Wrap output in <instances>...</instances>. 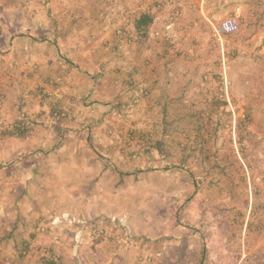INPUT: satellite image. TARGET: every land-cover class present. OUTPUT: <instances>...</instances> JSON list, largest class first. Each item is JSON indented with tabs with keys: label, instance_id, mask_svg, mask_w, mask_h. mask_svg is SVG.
Here are the masks:
<instances>
[{
	"label": "rangeland",
	"instance_id": "1",
	"mask_svg": "<svg viewBox=\"0 0 264 264\" xmlns=\"http://www.w3.org/2000/svg\"><path fill=\"white\" fill-rule=\"evenodd\" d=\"M0 264H264V0H0Z\"/></svg>",
	"mask_w": 264,
	"mask_h": 264
},
{
	"label": "crops",
	"instance_id": "2",
	"mask_svg": "<svg viewBox=\"0 0 264 264\" xmlns=\"http://www.w3.org/2000/svg\"><path fill=\"white\" fill-rule=\"evenodd\" d=\"M88 163H87V165L85 166V169H86V172H88L87 174H88V176H89V182H88V184H87V186L85 187V189H84V191L82 192V194H83V196H86L87 194H89L90 195V193L92 192V191H94L96 188H97V185H98V182L100 183V184H102L103 185V187H105V186H107L108 188H110V181H111V179H112V176H106V179H104V177H105V174H111V173H107V171H103L102 172V170L100 169V170H98V175H96V170H97V168H96V164H95V162L96 161H92V162H90V161H87ZM108 163V162H107ZM102 165V163L100 164V166ZM106 167H115L114 166V164H107L106 165ZM105 167V168H106ZM108 171H112L111 169H109ZM114 174H118L117 172H116V170L113 172ZM86 174V173H85ZM103 175V178L102 179H97L96 177L97 176H99V177H101ZM115 189V187H112L111 186V188H110V190H108V191H106L105 193H104V195H103V198L105 199L106 197L107 198H109V199H111L112 198V196H114L115 195V193H113L112 191ZM99 194H97V193H94L92 196H89V197H87V198H85V197H82V198H84L83 199V202H82V205L84 206V207H86L87 209H92L95 205H96V207H99L101 204L100 203H98V198H99ZM31 198H32V200L33 201H37L38 200V196H33V195H31ZM81 197H79V199H80ZM99 200H101V198L99 199ZM74 210H72L71 212V219H72V233H74V230H75V228H76V226L78 227L76 230L77 231H79V223L78 222H82V221H80V219H79V215H76V214H74V212H73ZM59 213H60V211H58ZM100 214H105V213H103V212H99ZM70 213H60L59 215L57 214L56 215V222H59L58 224L60 225V224H62L63 222H64V219L69 215ZM92 214V212H88V214H87V216L86 217H88L87 218V220L85 221V222H87V224H88V226L86 225V223H85V233H86V237H87V244H89V242H92V241H94V242H96L97 240L99 241V240H101L102 238H98V237H95V235H94V232H93V229H92V227L90 228V226H91V223L93 224V222L94 221H96V215H98V213L97 214H93V215H91ZM88 215H91V217H89ZM85 217V218H86ZM97 217H99V218H101V219H105V217H103V215H98ZM108 217V216H107ZM62 218H64V219H62ZM84 218V219H85ZM83 219V220H84ZM105 220H107V219H105ZM99 221V223L101 222L100 220H98ZM84 222V221H83ZM98 223V226H97V230H100L101 228L103 229V231L105 232V230H106V227L104 226V225H102V224H99ZM82 224V223H81ZM95 226V225H94ZM102 226H104V227H102ZM60 227H61V225H60ZM10 229V228H9ZM40 229H42V227H41V225H40V228H39V230ZM92 229V230H91ZM76 231V232H77ZM129 232H132V230H130ZM13 233V231L10 229V233L9 234H12ZM144 236V235H143ZM76 238H79V237H76ZM103 239H106V235H104L103 236ZM61 241V240H60ZM60 241H56L57 243L59 242L60 243ZM79 241L80 242H83L84 243V241L83 240H81V239H79ZM49 246H50V244H48ZM88 246V245H87ZM153 258V262L155 263V262H157L156 261V257H152Z\"/></svg>",
	"mask_w": 264,
	"mask_h": 264
},
{
	"label": "built area",
	"instance_id": "3",
	"mask_svg": "<svg viewBox=\"0 0 264 264\" xmlns=\"http://www.w3.org/2000/svg\"><path fill=\"white\" fill-rule=\"evenodd\" d=\"M230 26H228V29L230 31H233L235 29V31L238 29L239 25H238V22L235 20V22H230L229 23Z\"/></svg>",
	"mask_w": 264,
	"mask_h": 264
},
{
	"label": "trees",
	"instance_id": "4",
	"mask_svg": "<svg viewBox=\"0 0 264 264\" xmlns=\"http://www.w3.org/2000/svg\"><path fill=\"white\" fill-rule=\"evenodd\" d=\"M146 19H147V18H145V17H142V18H141V22H139L138 25H137V28H138V29H140V26L144 23V21H145ZM145 24H147V23H145Z\"/></svg>",
	"mask_w": 264,
	"mask_h": 264
}]
</instances>
